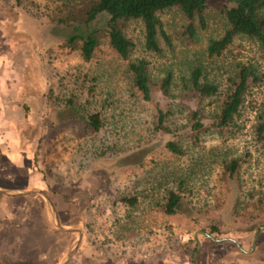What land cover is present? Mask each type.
Segmentation results:
<instances>
[{
    "label": "rangeland",
    "instance_id": "374dc122",
    "mask_svg": "<svg viewBox=\"0 0 264 264\" xmlns=\"http://www.w3.org/2000/svg\"><path fill=\"white\" fill-rule=\"evenodd\" d=\"M74 1L20 0L15 4L0 0V71L4 75L9 71L12 83L19 84L28 122L20 139L37 136L34 163L57 216L69 223L80 221L83 247L106 256L104 264H114L113 260L127 264L131 258L151 264L162 256L166 263L185 259L190 264L196 242L194 260L200 257L204 264L202 249L220 257L221 248L215 249L219 242L234 246L231 240L210 236L237 240L245 235L250 243L256 229L255 240L264 244V227L258 228L264 223L256 225V215L264 205L262 199L258 201L264 198V140L254 130L264 107V49L254 38L237 34L220 54L207 55V40L219 36L226 25L211 2L203 11L204 27L195 20L192 36L185 31L187 19L179 8L157 11L169 36V44L159 40V53L144 48L141 21L128 19L123 32L133 45L125 57L101 34L90 56L83 59L63 43L70 28L48 18ZM136 58L147 61L154 83L166 71L171 73L167 93L155 90L150 100L136 94L127 69ZM239 63L252 64L260 80L245 92L234 130L226 135L207 131L191 141L182 130L189 111L197 107L209 114L217 110L221 95L199 100L189 96L183 86L189 69L199 64L205 76L224 90L227 77ZM68 98L75 110L65 106ZM157 106L166 111L167 132L155 128ZM45 109H51L52 115H45ZM76 111H97L99 129L73 117ZM39 124L46 125L45 132L38 133ZM167 138L177 139L182 153H171L165 147ZM11 140L0 134L4 149L11 147ZM232 157L239 159V166L227 175L222 164ZM22 180L18 185L30 184ZM169 189L182 196L178 211L171 214L158 208ZM130 194L137 198L134 204L119 200ZM32 198L0 193V235L7 232L10 238L13 232L25 233L28 228L32 238L21 245V257L15 262L12 258L18 252L12 249L18 241L0 238V247L6 250L0 264H56L75 236L54 228L47 210L41 211V202ZM212 226L216 231L209 233ZM263 246L257 252L260 260L251 255L246 264H264ZM234 261L244 263L241 255Z\"/></svg>",
    "mask_w": 264,
    "mask_h": 264
},
{
    "label": "trees",
    "instance_id": "16d2710c",
    "mask_svg": "<svg viewBox=\"0 0 264 264\" xmlns=\"http://www.w3.org/2000/svg\"><path fill=\"white\" fill-rule=\"evenodd\" d=\"M17 4L20 0H11ZM214 3L225 19V27L217 37L209 38L205 45L207 55H218L232 41L237 34L254 38L264 49V0H77L64 5L63 10L49 14V21L60 26L70 28L64 36V44L70 49H76L83 59H87L98 37L104 34L110 46L121 56L125 57L133 45L130 38L123 32L124 22L128 19H139L142 24V44L145 49L154 53L161 51V39L169 44V36L161 25L156 12L163 8L175 6L181 10L187 19L185 31L188 36L195 32V20L199 27H204L203 11L209 3ZM131 85L136 94L143 100H150L155 90L167 93L171 83V73L166 71L157 81L152 82L147 72V61L136 58L127 64ZM224 90L218 88L217 83L209 80L203 73L199 64L191 66L183 84L189 96L199 100L205 96L220 94L221 98L217 110L203 114L197 107H193L188 114L184 125L183 135L191 141H197L200 134L214 131L219 135H226L234 130V117L243 102L244 94L249 87L260 80V75L250 63H239L234 73L227 77ZM21 94V93H20ZM18 105L23 106L21 99ZM75 110L73 100L68 98L65 102ZM51 109H45V115ZM166 111L161 107L156 108L155 128L167 132L164 125ZM78 117L92 129L98 130L101 118L97 111L78 113ZM71 117V116H69ZM254 125L255 136L264 140V107L258 115ZM42 126V124H41ZM46 130V126H43ZM181 135V134H180ZM165 147L175 154L182 153L178 140L167 138ZM223 169L227 175H233L239 166V159L232 157L223 162ZM181 180L178 186H180ZM135 195H122L119 200L126 204L136 202ZM182 199L179 191L169 189L164 200L158 204L162 212L171 214L178 211ZM264 201L263 196L258 199ZM256 215V225L264 223V205L260 206ZM213 226L208 230L213 233Z\"/></svg>",
    "mask_w": 264,
    "mask_h": 264
},
{
    "label": "crops",
    "instance_id": "0c3cea01",
    "mask_svg": "<svg viewBox=\"0 0 264 264\" xmlns=\"http://www.w3.org/2000/svg\"><path fill=\"white\" fill-rule=\"evenodd\" d=\"M3 64H5V63H3ZM3 73H4V71L3 72L0 71V85H2V87H0V134H2L3 137H5V139L12 138V140L10 141L11 147L9 149H4L1 142H0V152H1L0 188L26 189V188L37 187V188L42 189L46 193L42 173L36 167V165L34 163V158H33L34 157V151H36V149H37V145H36L37 144L36 143L37 136L35 134L34 136L30 137V135L28 134L29 135V136H27L28 138L23 139V140L20 139L23 136V134H22L23 128H25V125L28 122L25 121L26 117L24 116V114H27L25 102L22 101V103H24L23 106L18 105V100L21 99V97H22V94H20L21 93L20 88L18 86L19 84H13L12 83L11 78H9L10 77L9 71L6 73V75H4ZM4 76H6V79H7L6 82H3ZM20 80H21V78H20ZM5 88H7V89H5ZM8 103H12V105H8ZM51 112H50V114H51ZM13 113L15 114V117H9L8 116L9 114H13ZM50 117L52 119V116H50ZM51 124L55 125V124H57V122L51 121ZM37 127H39L38 133H40L41 131H44V132L46 131V130H44V127L41 126L40 124ZM22 178L27 179L30 184L18 185V184H20L19 182H20V179L22 180ZM0 193L3 195L18 196V195L6 194L3 192H0ZM26 195H29V196L31 195L33 197L32 201L33 200H39L41 202L40 204L38 203L40 210L43 211L44 209H46L47 213L49 214V211L46 207L45 200H43V202H42V196L40 194L33 193V192L32 193L19 194V196H22L23 198H25ZM52 202H54V201H52ZM26 203L28 206H30V204L28 202H26ZM13 204H15V203H13ZM53 205L55 207V210L57 211L56 205L54 203H53ZM80 209L82 212V207ZM30 215L31 214L27 213L26 217H30ZM49 216H50V214H49ZM50 218H51V216H50ZM26 219H28V218H26ZM58 220L64 226H77V227L81 226V223L78 220L73 222V223H69V221H63L59 217H58ZM51 225L53 226L52 219H51ZM28 226H29V224H28ZM79 229L81 231V235L79 238L78 245L75 248L74 252L71 254V256L63 264H104V262L107 261L106 256L100 257V255H98L95 250H90V249L83 247L82 241H83V237H84V231H83L84 229L82 227H79ZM27 230H28V228H26L25 233L13 232L11 234L10 238H9L10 235H8L7 232L0 235L1 240L3 239L5 241L9 242L12 239V241H16V242L18 241V244L16 245V247H13V249H12V250H17V252H18L16 257L12 258V259H14L13 260L14 262L16 260H18L19 257H21L20 256L21 245H22V247H23V245L26 246L32 240V238H30L31 230L29 232ZM61 231H64V230H61ZM65 232H68L69 234H72V233L75 234L74 238H72L73 239L72 242L77 238V235L75 232H73V231H65ZM256 234H257V232L253 233V236L251 238L250 243H248L249 240H248V238H246L245 235L238 238L237 240H235L236 242H234L231 239H228V240H231L233 242V245L235 247L230 246L229 244L225 246L224 244L219 242L217 244V246L215 247V249L219 250V248H221L220 257H219V255H218V257L213 256V255H211V252H205V249H202L200 251V253L201 254L205 253V256L203 258L204 261H202V262L204 264H235L234 259H236L237 257H240V255L243 257L245 264L247 262L249 263L251 261L249 258V256H251V255H254L257 258V260H260V256H259L260 254H258L257 252L259 250H261V245H264V244L261 243V240H257V239L255 240ZM38 237L39 238H37V240L42 241V237L41 236H38ZM214 240H216V239H214ZM196 243H198V242H196ZM226 243H228V242H226ZM245 243H247V244H245ZM259 244H260V246H259ZM198 246H199V244H198ZM198 246H197V248H198ZM0 248H1L0 249V263H1L4 261L5 255L3 256V254L6 253V250L2 246ZM29 248H32V247H29ZM197 248L195 246L196 250H197ZM26 250L29 251V249H26ZM7 251L9 252L10 250H7ZM195 253H196V251H195ZM236 255H237V257H236ZM192 256H193V260H194V255L192 254ZM192 256H191V259H192ZM165 261H167L165 259V256H162V257H160V259L157 258V261L152 262L151 264H160L161 262L163 264H172V263H174V264H188L185 259H182L179 262H168V263H166ZM113 262H114V264H120L121 263V262H118V260H113ZM132 263L140 264V263H137L136 259H133V258H131L130 261H127V264H132ZM123 264H125V263H123ZM141 264H145V262L144 263L141 262ZM148 264H150V263H148ZM190 264H191V261H190ZM194 264H201V258L200 257L196 258L194 260Z\"/></svg>",
    "mask_w": 264,
    "mask_h": 264
},
{
    "label": "water",
    "instance_id": "95a60500",
    "mask_svg": "<svg viewBox=\"0 0 264 264\" xmlns=\"http://www.w3.org/2000/svg\"><path fill=\"white\" fill-rule=\"evenodd\" d=\"M0 158H1V152H0ZM0 192L6 193V194H10V195H19V194L32 193V192L40 194L45 200L46 207H47V209L49 211V214L51 216L53 226L55 228H57V229H60V230L73 231V232L76 233L77 238L70 244L68 249L64 252V254L59 258V260L56 263V264H63L71 256V254L74 252L75 248L78 245L79 238H80V235H81V231H80L79 227L62 225L59 222V220H58V216H57V213H56V210H55V207L53 205L52 200L40 188H37V187L26 188V189H5V188H0ZM263 227H264V224L258 226V228H263ZM257 230L258 229L255 230V233L257 232ZM210 237L213 238V239H216V240L231 239L234 242H236L233 238H230V237H227V238L226 237L214 238L212 236H210ZM197 246H198V243H196V248H197ZM195 251H196V249L194 250L193 255H194ZM191 264H194L193 256H192V259H191Z\"/></svg>",
    "mask_w": 264,
    "mask_h": 264
}]
</instances>
